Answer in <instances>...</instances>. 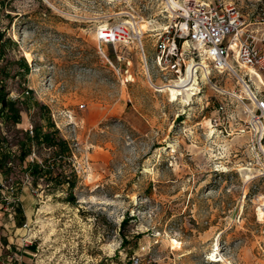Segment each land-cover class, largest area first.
I'll return each instance as SVG.
<instances>
[{
  "label": "rangeland",
  "instance_id": "374dc122",
  "mask_svg": "<svg viewBox=\"0 0 264 264\" xmlns=\"http://www.w3.org/2000/svg\"><path fill=\"white\" fill-rule=\"evenodd\" d=\"M202 1L233 4L264 46V0ZM165 8V0H0V81L21 115L0 117L8 154L0 264H17L26 248L31 264H132L133 255L149 264H264V113L256 100L264 86L240 64L253 96L232 73L209 67L205 78L200 67L191 99L172 100L161 87L202 62L186 52L182 72L153 66L157 34L180 11ZM132 16L150 23L141 37L150 69L138 38L98 40ZM34 125L56 129L67 156L54 159L53 147L27 139ZM33 161L52 164L63 182L31 175ZM17 201L26 225L15 222Z\"/></svg>",
  "mask_w": 264,
  "mask_h": 264
},
{
  "label": "built area",
  "instance_id": "2783aa9c",
  "mask_svg": "<svg viewBox=\"0 0 264 264\" xmlns=\"http://www.w3.org/2000/svg\"><path fill=\"white\" fill-rule=\"evenodd\" d=\"M184 5L188 13H183L182 9L177 10L174 25H169L158 32L153 66L166 75L171 72H182L185 54L191 52L201 57L204 67L230 72L241 81H247L249 75L240 72L237 64L264 70L263 43L259 44L256 41L257 36L249 28L251 22L238 8L233 4L213 7L202 0H187ZM165 9L170 14L167 5ZM131 37L140 40L145 65L150 69L141 40L142 32L136 31L132 24L122 21L108 25L98 33V40L104 43H116ZM256 100L257 110L264 113V99L256 97ZM29 131L32 132L31 127ZM149 263L150 260L145 261L141 255L132 257V264Z\"/></svg>",
  "mask_w": 264,
  "mask_h": 264
},
{
  "label": "trees",
  "instance_id": "16d2710c",
  "mask_svg": "<svg viewBox=\"0 0 264 264\" xmlns=\"http://www.w3.org/2000/svg\"><path fill=\"white\" fill-rule=\"evenodd\" d=\"M2 36L3 32L0 30V58L3 54L2 51ZM22 66L24 68H27V63L25 61H21ZM0 117H3L4 119L11 120L13 122H18L21 118L20 110L16 105V100L9 96V92L6 89L5 83L0 81ZM56 129H43L42 126L34 125L32 128V133H27L26 138L27 139H34L37 143H44L47 146L53 147V157L56 159L57 157H65L67 156L68 152V145L67 142L57 137L54 134V131ZM4 138L0 136V171H3L4 164L7 163V151L4 149L2 142ZM28 151H21V159L25 157ZM52 164L48 165H41L40 163H37L36 161L29 162L26 165L27 171L30 172L31 175L34 176H40V177H46V178H53L55 182H63L59 176L60 174L57 172L54 175L52 174L51 170ZM68 184V186H72L73 182H70L68 180H64ZM13 212L15 217V222L18 226L22 225L25 219V214L23 211V207L20 202H15L13 205Z\"/></svg>",
  "mask_w": 264,
  "mask_h": 264
},
{
  "label": "bare ground",
  "instance_id": "6f19581e",
  "mask_svg": "<svg viewBox=\"0 0 264 264\" xmlns=\"http://www.w3.org/2000/svg\"><path fill=\"white\" fill-rule=\"evenodd\" d=\"M165 3L167 7L170 9L171 13H175L178 9H182L184 11L183 13H186V14L188 13L187 7L183 5L179 0H165ZM170 16L172 17L173 15H170ZM133 17L134 16H132L131 19L125 20L124 22L132 24L134 29L139 32H144V30L150 29L149 22H146V21L139 22V21H136L137 20L136 17L134 18ZM26 55L28 59H30L29 53H27ZM204 66L205 65L203 64V62L200 63L199 65L196 63H190L186 76H181L180 78L174 80L172 83L164 85L163 87H161L160 90L163 92L167 91L172 100H177L179 99L180 96H182L183 101H189L191 99L190 95H192L193 93H196L194 91V88L198 90V85H197L198 81H197V73H196L198 68L201 67L203 69L201 70L203 73L202 77H205V78L209 77L210 71L208 67H204ZM243 67H246V69L248 68V73L250 72L251 75H255L258 82L262 86H264V76L263 74H261V71H259L258 69L250 65H247V66L243 65ZM244 84L246 86L245 89L247 93L253 96L251 87L248 85L246 81H244ZM263 198L264 197L260 196L261 203L257 208V213L260 219H264V200ZM171 242L173 246H177L178 244H180V242L177 241L176 239H172Z\"/></svg>",
  "mask_w": 264,
  "mask_h": 264
},
{
  "label": "crops",
  "instance_id": "0c3cea01",
  "mask_svg": "<svg viewBox=\"0 0 264 264\" xmlns=\"http://www.w3.org/2000/svg\"><path fill=\"white\" fill-rule=\"evenodd\" d=\"M32 255H34L32 249H23V253L15 257L17 264H31L33 258Z\"/></svg>",
  "mask_w": 264,
  "mask_h": 264
}]
</instances>
